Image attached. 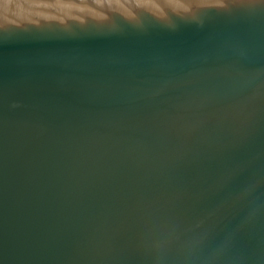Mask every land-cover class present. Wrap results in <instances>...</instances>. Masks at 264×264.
Instances as JSON below:
<instances>
[{"label": "water", "instance_id": "water-1", "mask_svg": "<svg viewBox=\"0 0 264 264\" xmlns=\"http://www.w3.org/2000/svg\"><path fill=\"white\" fill-rule=\"evenodd\" d=\"M0 264H264V2L0 0Z\"/></svg>", "mask_w": 264, "mask_h": 264}, {"label": "snow or ice", "instance_id": "snow-or-ice-1", "mask_svg": "<svg viewBox=\"0 0 264 264\" xmlns=\"http://www.w3.org/2000/svg\"><path fill=\"white\" fill-rule=\"evenodd\" d=\"M261 2H264V0H261Z\"/></svg>", "mask_w": 264, "mask_h": 264}]
</instances>
